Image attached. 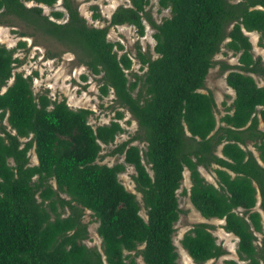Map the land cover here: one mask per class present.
Returning <instances> with one entry per match:
<instances>
[{"label":"trees","instance_id":"trees-1","mask_svg":"<svg viewBox=\"0 0 264 264\" xmlns=\"http://www.w3.org/2000/svg\"><path fill=\"white\" fill-rule=\"evenodd\" d=\"M25 1L0 0V24L16 17L75 52L92 73H102V93L114 90L138 130L109 150L123 154V160L96 161L102 143L124 130L118 120L123 111L93 126L89 107L74 108L64 98L35 92L31 74L13 71L20 61L15 48L0 43V264H141L138 255L145 264H179L173 233L185 167L193 206L205 217L224 219L225 230L238 237L236 251L245 264H264V129L259 126L260 119L264 123V85L252 75L264 76V63L253 55L244 32L258 31L264 46V0H157L160 9L170 10L160 22L146 10L150 0H129L102 26L89 24L75 0H61V8L48 14L42 5L54 7L58 0ZM144 17L155 28L157 55L138 49L140 68H146L142 76L133 72L136 78L129 82L125 70L132 58L118 53L115 47L122 44L108 39L107 32L111 24L126 22L143 33ZM222 44L239 55L236 64L221 63L222 70L229 69L225 80L234 97L217 124L215 97L201 88ZM135 139L145 140L146 147ZM126 164L135 169L146 217L136 193L118 177ZM212 164L216 183L199 169ZM85 208L98 222L101 249L84 241L89 234L82 219ZM210 227L196 222L180 239L195 262L226 252ZM257 232L262 233L260 245Z\"/></svg>","mask_w":264,"mask_h":264},{"label":"rangeland","instance_id":"rangeland-1","mask_svg":"<svg viewBox=\"0 0 264 264\" xmlns=\"http://www.w3.org/2000/svg\"><path fill=\"white\" fill-rule=\"evenodd\" d=\"M79 11L86 17L89 24L102 26L109 22V18L113 10L119 4H128L129 0H75ZM30 5L35 2L29 0L25 1ZM42 5V4H40ZM45 13H50L52 8H61V0H58L55 6L42 5ZM146 10L151 14L156 22H160L164 17L170 15L169 8H159L157 0H150L146 5ZM94 11L100 13L99 16H94ZM10 23L0 24V43L7 47H14L13 55L17 56L20 61L14 62L13 71H22L24 75H32V87L35 92H45L52 99H65L67 104L71 107H89L92 109L88 120L93 125L108 122L113 119L117 109L123 111V116L118 119L124 130L118 133L115 139L109 143H102V148L99 151V156L96 161L100 163L112 164L117 160H123V154H109V150L116 146L117 143L130 137L138 130L137 120L132 113L124 106L119 105L115 100V93L112 88L108 92L102 93L100 85L102 84L101 74H95L82 62L78 61L76 53L68 49L60 41L56 40L50 35L32 31L26 24L13 17ZM145 25L144 32L140 33L137 27L130 23L111 24L109 26L107 37L112 41H119L122 44L121 49L115 47L118 53L127 52L132 58V65L126 69L129 82L134 80L136 76L133 72H137L142 76L144 68H140V59L137 56V50L151 55L157 54L153 50L155 44V37L153 35L155 28L152 27L149 21L144 17ZM21 31L27 33L21 35ZM252 44V52L254 56H260L264 63V46L259 42V32L246 31ZM20 40L25 41V44L18 45ZM49 53H52L50 55ZM239 52L235 53L222 44L220 51L214 55V63L209 68L205 78V85L201 88L202 91H212L216 105L215 115L217 124L221 123L220 117L226 112V106H230L234 97V89L226 83L225 74L229 69L222 70L221 63L227 62L231 65L238 63ZM85 75V78L82 75ZM258 84L264 85V76L252 73ZM12 81L9 78L8 83ZM142 79L139 80L137 86L133 90L135 94L140 88ZM5 86L1 87L4 90ZM3 123L9 128L6 118ZM259 126L264 129L263 122L260 120ZM25 139V138H24ZM133 143L138 144L142 149L146 147V141L135 139ZM257 156L258 152L251 143L248 146ZM218 147V152H219ZM30 156V163H36L37 157L33 147L28 151ZM145 162V161H144ZM148 170L149 164L146 163ZM216 164H212L209 168L199 165L200 172L211 182L216 183V174L213 168ZM135 169L133 165L126 164L123 171L119 172L118 177L126 188L134 191L138 200L141 203L140 213L146 217V208L142 204L141 193L135 189V181L133 174ZM53 186H56L55 180H51ZM191 181L189 177L188 168L183 170V178L180 187L177 189L179 206L181 208L178 220L175 222L173 241L178 251L177 261L179 264H245L247 260L239 258L236 251L238 237L230 231H226L222 226L223 218L205 217L203 216L191 203L188 196V189ZM187 192L184 193L183 189ZM64 197H69L66 193L60 192ZM259 198V195H258ZM83 221L87 223L88 238L84 239L87 245H96L101 249V237L96 232L98 222L92 215L91 210L85 208L83 213ZM263 228H264V214H262ZM206 222L211 224L210 229L216 236V240L225 249L226 252L218 257H212L204 262H195L192 256L182 246L180 239L185 231L190 229L196 222ZM256 243L260 245V238L262 233L257 232ZM141 246V245H140ZM137 260L141 264H145L140 255ZM233 260L234 262H231Z\"/></svg>","mask_w":264,"mask_h":264},{"label":"crops","instance_id":"crops-1","mask_svg":"<svg viewBox=\"0 0 264 264\" xmlns=\"http://www.w3.org/2000/svg\"><path fill=\"white\" fill-rule=\"evenodd\" d=\"M246 31H249V30H244V32L246 33ZM250 31H253V30H250ZM256 31V30H255ZM258 32V31H257ZM247 34V33H246ZM248 35V34H247ZM261 120V119H260ZM262 121V120H261ZM263 122V121H262ZM264 125V123H263ZM260 161V160H259Z\"/></svg>","mask_w":264,"mask_h":264}]
</instances>
